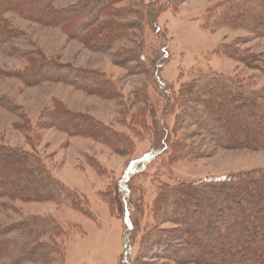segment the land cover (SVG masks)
Returning a JSON list of instances; mask_svg holds the SVG:
<instances>
[{
  "label": "rangeland",
  "instance_id": "rangeland-1",
  "mask_svg": "<svg viewBox=\"0 0 264 264\" xmlns=\"http://www.w3.org/2000/svg\"><path fill=\"white\" fill-rule=\"evenodd\" d=\"M77 1L57 0L55 7L67 9ZM230 1L120 0L114 7L125 31L110 38L106 47L71 34L72 28L7 15L21 35L0 45V145L36 153L77 201L0 199V227L32 217L52 218L61 227V234L50 240L59 248L56 257L23 264H123L125 224L118 183L134 161L154 148L161 122L173 139L180 140L178 150L192 155L172 158L165 154L131 181L134 196L141 197L142 204V209L131 212V264H173L149 256L143 237L146 229L155 225L153 201L161 183L174 185L264 170V149L218 144L188 120L187 114L182 115L175 103L180 100L181 88L200 75L222 76L250 91L264 90V37L212 25L215 13ZM149 7H153V25ZM224 45L257 55L260 62L256 64L261 68L249 69L226 57ZM162 46L168 56L160 77L168 93L158 88L153 76L158 63L154 60L161 56ZM37 53L55 60L66 72L78 70L88 79L74 84L63 72L62 80L32 77L27 83L21 77L28 66L26 56ZM55 106L68 112L71 119L93 120L119 132L127 145L113 147L92 137L90 130L71 135L39 126L43 115ZM26 118L34 126L31 135L19 128ZM212 132L217 135L214 129ZM173 227L169 223L158 226Z\"/></svg>",
  "mask_w": 264,
  "mask_h": 264
},
{
  "label": "trees",
  "instance_id": "trees-1",
  "mask_svg": "<svg viewBox=\"0 0 264 264\" xmlns=\"http://www.w3.org/2000/svg\"><path fill=\"white\" fill-rule=\"evenodd\" d=\"M56 1L0 0V45L21 35L8 14L48 26L72 28L71 34L76 33L83 40L90 38L92 45L101 47H106L110 38L125 31L126 25L117 20L119 11L114 7L120 0H78L67 9L56 8ZM152 8H148V13L153 25ZM219 9L213 16L214 27L245 30L264 37V0H232ZM155 32L158 35L157 29ZM233 46L224 45L223 55L249 69L261 68L256 64L260 62L257 55ZM160 52L161 56L154 60L158 63L153 76L158 88L168 93V86L160 77L168 56L167 48L160 47ZM37 54L26 56L28 66L21 77L27 83L32 77L41 81L62 80L63 72L70 75L74 84L79 79H88L78 70L66 72L55 60ZM96 84L101 85V82L95 81ZM180 96L179 102H175L180 113L187 114L188 120L213 136L218 144L249 150L264 149V90L250 91L222 76L200 75L181 88ZM84 119H71L68 112L55 106L43 115L39 126L66 130L71 135L90 130L92 137L113 147L127 145L119 132H113L100 122ZM160 127L154 148L134 161L118 183L125 224L123 264H131L128 254L134 229L131 212L142 209L141 197L134 196L131 181L165 154L172 158L192 155L191 151L183 153L178 150L180 140L171 137L164 122ZM19 128L28 135L35 131L27 118ZM212 129L217 135H213ZM156 193L152 210L155 225L148 227L143 236L148 242L149 256L173 264H264V170L197 182L178 181L174 185L161 183ZM64 198L77 202L74 194L52 176L36 153L0 145V199L59 203ZM160 223L174 227L160 229ZM60 234V225L48 217H32L10 227H0V264L50 260L59 254L58 246L50 240Z\"/></svg>",
  "mask_w": 264,
  "mask_h": 264
}]
</instances>
